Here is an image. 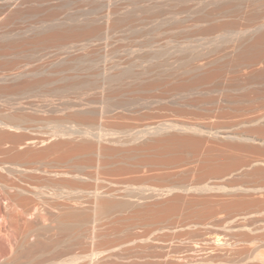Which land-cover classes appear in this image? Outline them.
<instances>
[{
    "label": "bare ground",
    "instance_id": "1",
    "mask_svg": "<svg viewBox=\"0 0 264 264\" xmlns=\"http://www.w3.org/2000/svg\"><path fill=\"white\" fill-rule=\"evenodd\" d=\"M126 54L130 55L127 56L130 59L124 61ZM146 62H150L149 65H146ZM138 66L140 68L137 70ZM165 102L177 105L178 107L171 105L170 109L171 107L176 108L178 111L175 109V113L177 112L179 115L183 111H188V108L201 107L196 108L201 110L207 105L212 107V110H219L220 115L223 114L225 118L248 115L247 118L244 116L245 119L239 118L241 120L239 123H254L255 127L235 129L230 127V124L218 125L221 123L220 121L215 123L214 120V124L212 122H192L178 118L169 119L168 115L166 119V110L169 108H166L168 106ZM156 103L159 106L161 104V109H166H163L166 111L165 116H161L164 115L163 110H160L162 112L157 111L163 114L158 113L161 117H156L154 113H149L150 109H148L149 116L145 113L146 122L145 117H141L144 112L138 113L140 118H144L145 123L141 125L138 123V119H136L138 124L128 121L130 119L128 117L132 114L130 116L128 113L124 114L133 106H135V111H138L137 107L141 106L140 109L143 107L153 108L150 106ZM156 109H159L157 105ZM208 110L211 112L209 108ZM139 111L141 112V110ZM180 111L182 112L180 113ZM120 113H123V116L128 119L122 120L123 116ZM119 114L122 118L119 117ZM147 116L151 117L150 120H154L149 121ZM115 117L123 122H119V120L116 122L117 119L112 120ZM124 121L128 123L126 124ZM129 123L130 125H128ZM131 124H136L137 129ZM133 129L134 132L131 131ZM263 132L264 0H0V154H22L23 156L18 158L24 159L22 163L21 159L12 161L13 164L4 166L5 169L1 164L0 168L3 169L1 172L6 171L7 175H0V185L4 184L8 173L14 175L16 174L14 172L17 171L22 172V175L28 178L43 179V175L57 178L56 181H52V187L55 186L53 189H56L55 192L52 193L54 190L50 192L46 188L47 192L76 204L75 206L70 204V207H67L69 203L66 206H58L62 212L58 217L56 214L58 221L55 219L59 233L65 230L68 232L67 229H71L73 235L71 233L68 235V233L67 236L72 239L71 236L77 237L76 234L81 235L85 229H90L92 238L104 237L105 240L106 236H103L106 234L105 232H100L102 236L97 234L100 237L96 236V233L102 229L100 227L104 226V221L105 224L108 221L106 217H110L111 220L114 218H111L114 213L124 212V210L133 212L134 210L135 216L132 213L134 217L130 215V218L148 220L159 218V216L164 217V215L168 218L169 215L174 216L173 213L177 215V211H182L185 208H190V210L195 208L196 210L201 205L210 208L208 202L214 201L213 198L223 200L222 203L226 206H222L223 208L227 207L224 208L226 211L227 209L230 211L229 208H232L233 212L236 210H233L236 206L241 208L248 204V208L245 206L242 208L249 212V216H256L255 218H258L256 222H259L260 214L264 219V215L260 213V210H264L262 209L264 205H261L264 202L260 201L264 199L262 196L264 195L262 193L264 191V168L262 167L253 168L254 170L249 172V175H252L255 171L257 176L259 174V178L262 177L259 179L260 183H255L258 182V178L254 176L255 174L252 175L251 181H255L257 178L254 182L255 185L253 182H249L253 185L249 183L246 185H250L252 188L243 187L247 184L246 180L248 179L243 180L245 183L243 186H237V182L234 185L232 178L230 179L232 184L230 181L225 182L227 184L215 181L213 183L212 181L210 184L212 179L209 177V182L206 177L212 174L209 167L207 171L209 174L206 169L202 172L205 173L203 176L207 173L205 177L208 182L205 181L206 184L203 185L202 181V186L199 183L200 187L195 185V188H193L194 186L188 188V186L180 185L178 180H174L169 185L167 184L168 186L165 184L167 189L161 183L162 188L157 186L161 189L151 187L152 189L148 188L150 191H146V187L143 186L144 189L138 188L140 191L126 192V190V193H119L118 189L110 188L109 185L112 184L105 186L110 189H105L102 186L105 190H101L99 184V187L93 188V191L92 188L87 189L88 184L85 185V183L91 177V173H85V170L87 167H93L94 173L99 174L101 168L118 165L120 163L117 159L119 154L121 156L125 154L123 156H129L128 158L143 155L141 156L143 162H145V156L146 159L154 156L158 159V156L164 154L170 156V154H185V152L195 157H198L199 154H222V157L224 154H230L231 157L233 154L232 157L237 159L234 154H243V151H254V149L256 151L257 149L259 151L256 153L264 152V136L261 135ZM48 154H55V160H59L58 162L62 164L57 166V161L55 165L45 162ZM174 158L173 162L180 163L177 161H180L178 156ZM149 160L151 166L154 165L155 159ZM170 160L166 159L169 161L168 163H172V159ZM158 161L161 165L163 160L159 159ZM166 161H163V164L168 166ZM143 162L142 164H146L148 167L149 163ZM155 163L158 164L157 160ZM35 164H40V166L34 167ZM44 164H49L48 167L62 169L48 170ZM225 166L218 168L221 171L214 168L216 172L214 170L213 173L224 170L226 172L228 169L230 174V171L234 170L230 165L228 168ZM243 171L241 174L244 173ZM228 173L225 175L228 176ZM205 177L203 178L205 179ZM44 179L48 180L46 177ZM92 179L97 180L96 177ZM88 181L87 183H89ZM256 184L257 186L261 184V186L255 187ZM42 191L41 195L44 198L47 195L44 194V196ZM190 192H193V195H190ZM256 192L262 193L259 195L261 198L255 195ZM212 194L219 197H213ZM166 195L170 197L166 198ZM256 197L260 199H256ZM19 199L17 197L16 200L19 202ZM48 199L47 201H50ZM158 199L164 201H158ZM250 199H254L255 202ZM59 200L61 201V199ZM149 200H152L150 203L147 202L150 206L146 207V201ZM248 200L253 207L256 206L254 204H258V201L260 202L261 208H256L259 204L255 207L260 214L255 209L252 210L253 207H250ZM60 201L59 205L63 203L60 204ZM62 201L64 200L62 199ZM153 201L155 202L153 203ZM218 202L220 203V201ZM144 203L146 204L145 209L142 205ZM84 204L92 205V210L88 209L87 205V210L91 213L89 216H86L83 211L81 205ZM205 207L204 210L202 207L199 208L202 214L199 209L197 212L192 209L193 211L189 214L199 212L202 217H205L210 212L209 208L207 210ZM249 208H251V212L253 211V215L250 214ZM7 209L10 210L9 207ZM45 209L47 212L49 208ZM56 209L58 208L56 207ZM53 210L56 212L54 208ZM242 210L240 209L239 213L243 216L244 210ZM203 211L208 214H203ZM236 212H233V215L227 213L232 217L235 215L236 219L243 220L242 227H249L252 222L250 223V220L247 219L249 218L247 213L245 212L244 217L240 218V214L239 217H236ZM167 214L169 215L167 216ZM7 215L11 214L7 213ZM53 215L50 216L54 217ZM163 217L160 218L164 219L165 217ZM102 218L104 221H100ZM130 218H128L129 221L132 220ZM251 218L253 219V217ZM21 219L22 217L19 221L23 220ZM253 223L255 224V222ZM90 226L91 228L84 229V227ZM32 228L30 227L29 230ZM229 230L233 229L227 228L225 234H216L217 237L215 236V244L222 249H226L227 246H229L228 249L230 246L232 247L230 250L227 249V252L230 251V255L226 253L224 255L230 257L233 255L231 257L233 259L230 261L229 257V261H226L228 256L223 255L224 263L264 264V249L256 250L257 247L248 249L241 243L244 249L248 250L241 248L242 254L245 255L240 257L242 251L238 252L237 255L240 254V256L238 255L240 258L235 255L237 251L235 241L241 240V238L235 239L234 235L228 234ZM3 233L6 234L5 231ZM90 234L88 233V235ZM41 235L43 234L41 233ZM76 237L74 238L76 239ZM107 237L110 241L109 234ZM258 237L261 238L259 235ZM37 239L39 242V238ZM52 239L54 240V238ZM248 239L242 241L247 243L252 238ZM100 240L96 241L101 246L103 242L100 243ZM239 240L237 242H240ZM255 240H257L256 236ZM109 241L105 245H110ZM59 242L61 241H55L57 244ZM35 244L34 242L33 246ZM239 244L237 243V247ZM94 245L92 246H94L93 251L95 252L97 246ZM197 245H193L194 249L198 248ZM100 246L99 248H102ZM90 248L92 250V247ZM161 248L164 249V246ZM233 248L235 253L231 251ZM88 251L90 252V250ZM93 251V254H89L88 257L94 256ZM161 252L164 251L160 250L159 256L156 253L155 256L153 255V261L150 260L152 257H149L151 263L147 262L148 259H144L147 255L145 257L143 255L144 258H141L145 260L146 264H153L160 255L162 259L164 254L167 255L166 252L164 254ZM96 253L99 254V251L96 250ZM151 254L148 256H152ZM80 255L78 258L81 257ZM166 255L165 257H168ZM77 256L75 254L76 258ZM70 258L65 259V263H67L66 260L69 264L74 261ZM119 258L120 255H118ZM91 259L92 257H90ZM126 259L128 258L126 257ZM169 259L170 256L168 261ZM4 260L6 261V258ZM92 260L89 262L90 264L95 261ZM8 262L2 264H8ZM48 262L52 263V260ZM99 262L97 260V263ZM102 262L107 264L109 261L105 259V262ZM205 262L209 263V261L190 260L186 264H206ZM53 263L55 262L53 261ZM158 263L167 264L161 260ZM219 263H221L220 259L217 261V264ZM73 264L75 263L73 262ZM111 264L114 263L111 262ZM168 264L178 263L171 261Z\"/></svg>",
    "mask_w": 264,
    "mask_h": 264
},
{
    "label": "rangeland",
    "instance_id": "2",
    "mask_svg": "<svg viewBox=\"0 0 264 264\" xmlns=\"http://www.w3.org/2000/svg\"><path fill=\"white\" fill-rule=\"evenodd\" d=\"M127 56L129 57L130 55L126 54L125 58L123 59L124 61H127L126 60V59H128ZM148 63H150V62H146L145 64L149 65ZM139 68H140V66L137 67V70ZM164 104H162V106ZM166 104H167L166 106H168L166 108H169L168 110H166L165 108L161 109V107H160L161 104L159 106L158 103L153 104L154 106L153 105L150 106V107H153L154 109L149 108V107H147V108L143 107V109H140L141 106L139 108L137 107V109L141 110V112L139 110L135 111L136 110L135 106H133L132 107V109L134 108L133 110L132 109L128 110L124 114L128 113V116H130V114H132L130 117H128L127 115H125V116H127L130 119L132 118L135 121L124 117L123 113H120V114H122L123 118L121 117L120 114H119L120 115L119 117L122 118V120L124 118H125V120L128 119V121L131 123H137L136 119H138L139 121L141 119V121H140L141 123L138 121V123L141 125L142 123L146 122L145 113L148 115L147 111H149L148 109H150L149 113H151V112L154 113L156 115V117L160 116L159 114H163V113H164V115H161V116H165V113L167 111V114L165 116L166 119L169 116L168 117L169 119H177L178 118L180 120L185 119V120L192 121V122H196V121L201 122V123L212 122L213 124H214V122L219 123V121H220L221 123L218 125L230 124L231 125L230 127H234L235 129H239V128H241V129H252L255 127L254 123H247V122L246 123H239V121H241L239 118L243 119L244 116H245V118H247L248 115L247 116L244 115L243 117L242 116H236V117L235 116H233V117L229 116V117L225 118V116L222 113L221 114L224 117L222 115H220L219 110L216 111V109H214L215 110V112H214V110H212V107H210L208 105H207L208 107L207 106H204V108L202 107L203 109H201V110L196 109V108H201V107L188 108V111L186 110L187 112L183 111L184 112L183 113L182 111H180V113L181 112L182 113L179 115V114H177V112L175 113V111L177 109L175 108L176 109L175 110L172 108L174 106L176 107L177 105H173L174 103L171 104L172 105V107H171L172 110H171L170 109L171 105L169 104V102H167ZM156 105H157V108H159V109H156ZM206 108H207V111H206ZM208 108L210 109L211 112H208L209 111ZM163 109H165L166 111ZM160 110H163V113H159V112H162ZM155 111L156 112L159 111V112H157V114H156ZM142 112H144V113H142ZM250 112H253V111H250ZM138 113L139 114L142 113L141 115H143V116H141V117H145V122L143 120L144 118L139 117L140 115ZM209 113H211V114H209ZM135 114H136V117H135ZM155 115H153V116H155ZM215 116L216 117L218 116V118H216ZM220 116H222L221 117L222 119H220ZM156 117H153V118H156ZM165 117H163V118H165ZM150 118L151 117H148L149 121L154 120V119L150 120ZM229 118H230V120H229ZM115 119H117L116 122H118V120H119V122H123V121H120V119H118L116 117L112 120H115ZM236 119L238 120V122ZM110 120H111V118H110ZM142 120H143V122H142ZM222 120H224V121H222ZM128 125H130V123ZM131 126H134V127L136 126L135 129H137L136 124L135 125L131 124ZM138 127H140V126L138 125ZM44 129H48V128L45 127ZM131 131L134 132V129ZM249 131L254 133L252 130H249ZM261 135L264 136V132ZM214 144L218 145L216 143H214ZM258 151L259 150L256 149V151H255V149H254V151H243L242 152L243 154H234V156H237L236 157L237 159L232 157L233 154L231 157L229 156L230 154H224V157L221 156L222 154L221 155L220 154H199V156H198L199 158L195 157L192 154H188L187 152H185V154H174V155L170 154V156H169V154H164L166 156H164V155L158 156V157L156 156L158 159L154 158L155 156L151 157L152 159H155V161L153 160L154 165H152V166L150 164L151 161L149 160L151 158H148L149 156L147 157L148 159H146V156H145V159H144L145 162H143V159H141V156H143V155H137V157H135V156L131 157L130 156V158H128L129 156L128 157L123 156L125 154H122L123 157L121 156V154H119V156H117V159L120 161V163L116 166H111V167L99 169L100 170L99 174L94 173L95 169L93 167H87V169L85 170V173L86 172L91 173V174L93 173V175L90 174L91 177L90 176H89L90 178L88 177L89 181L88 180L87 181L90 184L87 183V181H86L85 185L88 184L87 189L92 188V191H93L94 190L93 188L99 187L100 185H101V187H100L101 190H105L107 188V187L105 188V186L112 184V185H109L110 188L112 187L114 189H118L119 193H126L128 191L130 192V190L131 191H138L139 189L141 190L143 188V186L146 187L147 190L146 189L145 190L148 191L149 189L156 188L158 185L160 186L161 183H163L164 186L163 185L162 186L165 187L167 184L169 185L170 182L172 183V181H174V180H178V183L182 186H186V187L188 186V188L189 187L192 188L194 186L193 188H195L196 187L195 185H197V187H200L199 183L202 186V181H203V185H205L206 184L205 181L208 182V179L210 177V179H212L211 182L209 179L210 184H212V181H213V183H215V182L221 183L222 182L221 184H224L225 182H229L230 179L232 178L231 179L232 183L236 184V182H237V184H236L237 186L238 185L243 186L245 184V183H243L244 182L243 180L248 179V180H246L247 184H245L243 187H251L252 188V186H250V185H253L257 178H258V182H255V183H260L261 181L259 182V179L262 177L260 176V178H259V174L257 176L256 175L257 173H255V171H254V173L252 175L255 174L254 176L257 178H255V181H251L250 179H253V177H252V175H249V172H252V169L256 168V167L264 168V152L256 153ZM16 155H18V156H16ZM19 156L22 157L23 155L22 154L21 155L20 154H0V166L2 164L3 165L2 167L5 169L4 166H11L13 164L12 161L13 162L17 161L16 159H21L22 160L21 163H22L24 161V159L21 157L18 158ZM175 156H176V158H177V156L179 157L180 161L179 160H177V161L180 163H177L176 161L173 162V158ZM54 157H56L55 154H52V155L48 154L45 158V162L50 163V165H55V162L57 161V163H58L57 166L61 165L62 163L58 162L59 160H55ZM231 158H234V159H231ZM159 159H161L163 161H166V159L167 160L172 159V163H168L169 161H166V163H168L167 164L168 166H166V164H163L164 162L161 161L162 164L160 165V163H158V162H160V161H158ZM139 160H142V161H139ZM156 160H157L158 164L155 163ZM138 162H140L141 164H139ZM142 162L143 163L147 162L150 165L148 164V167H146V164H142ZM170 162H171V160H170ZM24 164L26 165V163H24ZM221 164L222 165L224 164V165L222 166ZM225 164H226L227 168L229 167L228 165L232 166L231 168L234 169V170H232L234 173L232 171H230L231 172L230 173L231 175H230L228 173L229 172L228 169H226L227 171L225 172V170H224L226 168ZM35 166L39 167L40 164H35L34 167ZM44 166H46V169H48V170L49 169L50 170L62 169V168H57V167H55V168L48 167L49 164H44ZM220 166L221 167L225 166L224 169L222 168L224 171L222 170L223 172L213 173L215 170L214 168H216L218 170V168ZM209 167H210L209 171H212L211 172L212 174H210V176H206L208 173L207 171H208ZM211 168H212V170H211ZM205 169L207 172L205 176L208 177L207 180H206V177L203 176L205 173H202V172H204ZM1 170H3V169L0 168V172H1ZM242 170H244L243 171L244 173H242L243 175L241 174ZM218 171H221V170H218ZM2 172L0 173V175H3V176L7 175L6 171H4L5 174H4V172L3 173ZM215 172H216V170H215ZM14 173H16V174L13 175V174L8 173V176L5 177L6 179H5L4 184L0 185V264L4 263L6 261H9L8 264L9 263H11V264H14V263L15 264H50L51 262L49 263L48 262L49 260H52V263L54 261L55 263H53V264H69L68 260H66L67 263H65V261H64L65 259H67L69 257H71L70 259L74 260V261H71L70 264H73V262L75 264H90L89 262L92 259L95 260L94 258H96L98 260V262H99V260H101L99 262L100 264L103 263L102 261L105 262V259H106V261H109V262H107V264H111V262L114 264L115 263L116 264L117 263L118 264H120V263L121 264H133V263L134 264L135 263L136 264H140V263L144 264L145 263L144 259H148V261L147 260L146 261L151 263V261H153V258L156 254H157V256H159L158 254H160V250L164 251L163 253L161 252L162 254H164L166 252L168 257H165L166 254L163 255L164 256L163 259L161 258V255H160V257L156 256L159 261L158 260H154V261H155V263L157 261V264H160V263H158V262H160V260H161V262H164V263L166 262L167 264H168V262H171V261L178 263V264H186L190 260L209 261V263H206V262L205 263L206 264H217V261L219 259L221 261V263H219V264H222L225 262V260H223L224 257H222L224 255V253L230 255V253H229L230 251L227 252V249L229 246H227V248L223 247L226 249H222V247H219L218 245L215 244V238L217 237L216 234H225V231L227 228L233 229L231 231L229 230V233H228L229 235H234L235 239L241 238V240L238 239L240 242H237L238 240L235 241L237 249L235 248V245H233L234 248L237 250L236 253L234 252L235 251L234 248H233V250H231L235 253V255H237L238 252L242 251L240 253L241 256H240V254H238V255L240 257H242V255L244 256L245 254H242L243 250H241V248L244 249L245 246L248 249H250L249 247H251V249H252V247H253V249H255L257 247L258 249H256V250L264 249V219H262V217H261L262 215L260 214V213H262L264 215V210H262V211L260 210V213H259V210H257L258 208H261V206L259 204L260 202L258 201L259 206H257L258 204L253 203L254 205L257 206V207L255 206L257 208L256 209L255 207H253L251 205L252 203L249 202V200H248L250 207L251 208L253 207L252 210L255 209L256 212L258 214H260L259 218H261L262 220L260 219L259 222H256L258 219V218L257 219L255 218L256 216H249V214H248L249 212H246L247 210H244L242 208L244 206H245V208H248V206H249L248 204H247L248 206L245 204L241 208L238 206H236V208H233V210L236 209L235 211L238 212V213L237 212L235 213V214H237L236 217L237 216L239 217V214H240L239 211H240V209L241 210L243 209L244 214L247 213L246 215H248L250 218V219L249 218H247V219L250 220V223L252 222L250 224L249 221H246L247 220L246 219L245 221L247 223H249L250 225H249V227H242L241 223L243 222V220H241L239 218H237V219L234 218L235 215L232 217L233 212H235V211L232 212L231 211L232 208H229V207L228 208L230 211H228V209L226 211L224 208H227V207L223 208V206H222V205H225L224 203H222L223 200H219L220 198L218 200H215V198H213L214 196H216L215 195L216 193L212 194L213 197H211L210 196L211 194L209 193L210 194L209 197L213 198L214 201H217L216 203L214 201H212V202L209 201L208 203H210L209 204V206H211L210 208L209 207L206 208L205 207L206 205L205 206L201 205L199 207V208L202 207V210H204V207L207 210L209 208V211L212 212V213L209 212V215H207L208 212L206 214V211L205 212L203 211L204 212L203 214L207 215V216L204 215L205 217H202V215H201L202 211L199 208H196V210H195V208H192V209L196 212L199 209L201 214L199 212L198 213L195 212V214L192 212L193 214L191 213V215L189 213L193 210L192 209L190 210V208L189 209L185 208L184 209L185 211L180 210L181 213H180V211H177L178 213L176 212V214L178 216L175 215V213H173L174 216L167 214V216L169 215L170 218H169V216H168V218H166V215H164L165 218L163 216H159V218L140 220L138 218L137 219L136 218H130V215H132V213H134L133 215L135 216V212L133 209H131V210H133V212L130 210H128V212H127V210H124V212L120 211V212L114 213V215L111 217V218L114 217L112 220L110 219V217H106L107 218L106 220H108V221H106V224H105L104 218H102L103 220L102 219L100 220V221H104V224H103L104 226L100 227L103 230L101 229L98 233H96V236H99L97 234H100V232L103 231L106 233V234L102 233V234H104L103 236H106V239H105L106 241L104 240V237L102 238L100 236H99L100 239L102 238L103 241H102V239L101 240L98 239V237H97V239L96 238L95 239L100 240V243H102V242L104 243V244L102 243L101 246L94 238L91 237V234H90L91 232H89L91 230L85 229V228H91V226L90 227H84V229L88 232H86L84 230V232H82L81 235L76 234L79 237L74 236V237H76V239H75L73 236H71L72 237V239H71L67 236V234L69 233L68 235H70V233L72 234L73 231L71 229H67L68 232H66V230H65L64 231L65 234H62L64 232L59 233V230L57 228L58 224H57L55 219H57L56 214H58L57 217L59 216L60 213L62 214L61 208H59V207L66 206L68 203L69 204L67 205V207H70L69 206L70 204L72 206H75L76 204L73 202L74 203V205H73L72 201L66 200V198L65 199L64 198H57L53 194H50V192L52 190H54V191H52V193L55 192V190H56V189H53V187L55 188V186L52 187V185H53L52 181H56L55 179H57V178H55V177L53 178V176H49V175H47V176L43 175L44 176V177H42L43 179L28 178V177L23 176L22 175L23 173L20 171H17ZM226 173H228L229 177L226 176L227 175ZM246 174H247V176H246ZM223 175H225L226 177ZM48 176L50 178L51 177L53 178V180L51 178V182H50V183H52L51 186L49 184L50 178L48 179ZM45 177L48 180L44 179ZM93 177H96L97 180L92 179ZM203 177H205V179ZM249 182H253V184H251ZM230 183H231V181H230ZM248 183L250 185L246 186V185H248ZM98 184H99V186H98ZM207 184H209V183H207ZM225 184H227V183H225ZM231 184H228V185H231ZM91 186H93V187H91ZM102 186L105 189H103ZM162 186H160V187L162 188ZM167 186H166V189H167ZM258 186L260 187L261 184H258ZM258 186L256 184L255 187H258ZM262 186H263V183H262ZM51 187H52V189H49ZM46 188L50 192H47ZM161 188L157 187V189H161ZM37 190L38 191L44 190V191H42V192H44L43 195L46 194L47 195L46 197L50 198V199H48V198L47 199L50 201H47L46 197L43 198V196L41 195V191L38 192ZM164 192H166V191H164ZM146 193H148V192H146ZM192 193L193 192H190V195ZM262 193L264 194V191ZM262 193L258 194L256 192L255 195L260 197L259 195H262ZM252 194L254 196V193H252ZM52 196L57 198V199L55 200V198H53ZM262 196L264 197V195H262ZM17 197H18V199L21 197L23 198V199L22 198L19 199L21 202L20 201L18 202L16 200ZM165 197L168 198L170 196L166 195ZM260 198L256 197V199H260ZM59 199H61V201ZM62 199L64 201H62ZM253 200L250 199V201L255 202ZM52 201H54V202H52ZM57 201H58V203H57ZM59 201H60V204L62 202L64 204L62 203L61 205H59ZM151 201L152 200L146 201L147 206L145 203L142 204L143 208L145 209L144 206H146V207L150 206L149 203ZM158 201H164V200L158 199ZM218 201H220V203H222V204H220ZM260 201H261V203H263L264 199L260 200ZM42 202L43 203L46 202V203H44L45 205ZM49 202H50V204L48 205ZM65 202H67V203H65ZM147 202H149V203H147ZM154 202L155 201H153V203ZM255 203H257V200ZM52 204H54V205H52ZM41 205H42V207H41ZM142 205H141V208H142ZM261 205H264V203ZM55 206L58 209H56ZM81 206L83 207V211L86 214V216L87 215L89 216L91 213H90V211L87 210V207H88V209H91L92 205L91 204H86V205L84 204ZM7 207H9L10 210L12 208V210L11 211L8 210ZM46 207L49 208L47 210V212L50 211L51 213L46 212V209H45ZM50 207H51V210H50ZM82 207H79V208L82 209ZM263 207H262V209H264ZM53 208L56 210V212L53 210ZM237 208H238V210H237ZM251 208H249V211ZM43 210H45V211H43ZM186 211H188V213H186ZM52 212H54L55 215H53L54 213L52 214ZM227 212L229 214H232V215H229ZM7 213H9L11 215H7ZM252 213H253V211L250 214H252ZM16 214H17V216H16ZM18 214H20L21 216ZM49 214L53 215L54 217L50 216ZM244 214H243V216L240 214V218L244 217ZM258 214H257V217H258ZM133 215L131 217H134ZM127 216H128V218H130L132 220L129 221ZM17 217H19V219L22 217L23 220L21 219L22 221H19V219L17 220ZM160 217L161 218L163 217L164 219H161ZM251 217H253V219H255V220L252 221L253 219ZM12 218H13V220L15 219V221H13ZM134 219H135V221L137 220L138 222L137 221L135 222ZM242 219H244V218H242ZM16 220H17V222H16ZM109 220H111V221H109ZM57 221H58V219H57ZM253 222H255V224ZM98 223L102 224L103 222L102 223L98 222ZM100 226H102V225H100ZM1 227L4 229H2ZM30 227H33V228L29 230ZM5 228L8 230V232ZM98 228H99V226H98ZM1 231H3V232L5 231L6 234H4ZM40 232L43 235H41ZM88 233L90 235H88ZM60 234H61V236H60ZM107 234H109L110 241H109V239H107L108 238ZM64 235H66V236H64ZM84 235L86 236V238ZM258 235L261 238H259ZM83 236H84V238H83ZM246 236H248V237H246ZM252 236L254 237V240H255V236H256L257 240H255V241L252 240L253 239ZM244 237H246V239H243ZM37 238H39V240H40L39 242H38ZM52 238H54V240ZM247 238H249V239L252 238L251 240L248 239L251 242H249V241H247V243L243 242V241L247 240ZM258 238H259V240H258ZM56 239L58 241H61V242H59L58 244L55 243V241L58 242ZM235 239L232 238V240H235ZM65 240H67V241H65ZM91 240H92V242H91ZM107 240L110 242L109 243L110 245H107L108 244ZM34 242L36 243L34 246L36 248L38 247V249H35V247L33 246ZM93 242H94V244H96V246H97L96 250L99 251V254L96 253V250H95V252L93 251L95 249L94 248L95 245L93 244ZM232 242H234V241H232ZM235 242H234V244H235ZM38 243H40V244L38 245ZM60 243H61V245H60ZM72 243H74V244H72ZM89 243H90V246H89ZM105 243H107L106 244L107 246L105 245ZM237 243H240V244L243 243L244 247L242 246V244L241 245L239 244L237 247ZM196 244H198L197 245L198 248L194 249L193 245H196ZM92 245H94V246H92ZM104 245L107 247V249H105L106 247ZM39 246H40V250H39ZM99 246L102 248H99ZM103 246H104L105 250L103 249ZM161 246H164V249L161 248ZM239 246H241V247H239ZM90 247H92V250ZM202 248H204V249H202ZM230 248H232V247L230 246ZM230 248L228 250H230ZM238 248H240V251H238ZM247 248H245L244 250L247 251L248 250ZM88 250H90V252ZM101 250H103V251H101ZM225 250H226V252H225ZM92 251L95 254H94V256L93 255L90 256V257H92V259L90 260V257H88V256H89V254L90 255L93 254ZM151 251L153 252V254H151L152 253ZM86 252H88V253L86 254ZM103 252H105V253H103ZM83 253H85V254H83ZM72 254H74V255L71 256ZM75 254L78 255L77 258L75 257ZM80 254H83V255H80ZM122 254H123V256H122ZM150 254L152 256H148ZM79 255L81 256L80 258H78ZM85 255H87V256L84 257ZM118 255H120L119 259H118ZM143 255H144V257L147 255L148 258H146L147 256L144 258ZM228 255H226V256H228ZM124 256H126L128 259H126V257H124ZM129 256L131 259L129 258ZM169 256H170V259L168 261ZM72 257H74V258H72ZM121 257L124 259H122ZM141 257L144 259H142ZM149 257H152V259H150ZM156 257H155V259H156ZM184 257H186V258H184ZM229 257L230 256H228L227 259ZM231 257L229 258L230 261L233 259V258L231 259ZM5 258H6V261L4 260ZM75 258H76V262H75ZM101 258H103V259H101ZM159 258H161V259H159ZM234 258H235V256H234ZM229 259L226 261H229ZM97 260L93 261V264H95V263L99 264V263H97ZM162 260H164V261H162ZM165 260H167V261H165ZM46 262H48V263H46ZM155 263H153V264H155ZM5 264H7V263H5ZM105 264H106V262H105ZM224 264H233V262H230V263L227 262Z\"/></svg>",
    "mask_w": 264,
    "mask_h": 264
}]
</instances>
